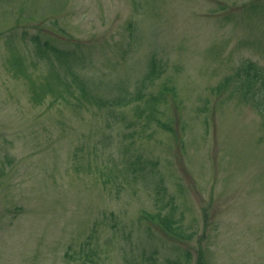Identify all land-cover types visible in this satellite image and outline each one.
Instances as JSON below:
<instances>
[{"label":"rangeland","instance_id":"obj_1","mask_svg":"<svg viewBox=\"0 0 264 264\" xmlns=\"http://www.w3.org/2000/svg\"><path fill=\"white\" fill-rule=\"evenodd\" d=\"M35 34L75 48L71 67L102 97L133 94L156 60L144 91L168 88L172 130L144 126L133 103L31 102L5 39L36 77ZM246 58L264 67V0H0V264H264L262 119L212 90ZM135 155L155 164L120 173ZM171 209L184 236L149 218Z\"/></svg>","mask_w":264,"mask_h":264},{"label":"trees","instance_id":"obj_2","mask_svg":"<svg viewBox=\"0 0 264 264\" xmlns=\"http://www.w3.org/2000/svg\"><path fill=\"white\" fill-rule=\"evenodd\" d=\"M24 37L21 35L22 40H24ZM29 39L35 46L36 55L45 57L48 60L46 71L36 77L29 71L28 63L15 47L11 36L5 39V44L8 51L6 66L9 71H12L14 77L21 76L28 80L29 100L31 102L40 104L47 98H52L75 107L93 105L98 108L108 107L109 109L124 107L133 103L136 109L134 118L141 119L140 122L144 126L155 123L162 129L172 130L169 123L162 119L163 113L160 109L162 104L166 102L165 90L168 88L162 87L158 93H145L144 91L147 82L157 78L163 70L156 60L150 61L148 71L133 94L123 90L111 97H102L93 92L86 79L71 67L73 61L81 58V55L74 50L75 48L58 47L49 43L48 39L41 40L36 34L31 35ZM212 90L215 92L227 91L230 96L232 95L249 104L260 115L264 130V67L262 65L252 59H243ZM147 162L155 164L144 161L135 155L124 165L120 173H125L130 168L132 171L144 169ZM116 172L117 170L112 169L106 176L105 181H109L114 177L117 174ZM159 187L160 185L156 189L158 194L162 189ZM157 198L160 199L161 197ZM172 209L170 212L162 214L161 212L150 214L149 218L156 219L159 225L170 234L177 237L184 236L181 226L173 218ZM83 255L86 260H90L97 255V250L89 246V249ZM185 257L187 260V253ZM202 257V254L198 257L199 264H203ZM172 263L186 264V261L175 260Z\"/></svg>","mask_w":264,"mask_h":264}]
</instances>
